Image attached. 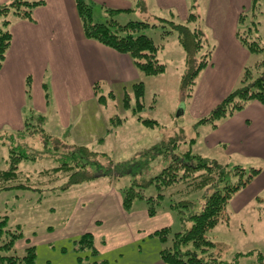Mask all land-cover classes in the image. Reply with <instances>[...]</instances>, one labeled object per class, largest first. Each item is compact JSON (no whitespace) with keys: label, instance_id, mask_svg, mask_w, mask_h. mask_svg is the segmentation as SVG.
<instances>
[{"label":"rangeland","instance_id":"rangeland-1","mask_svg":"<svg viewBox=\"0 0 264 264\" xmlns=\"http://www.w3.org/2000/svg\"><path fill=\"white\" fill-rule=\"evenodd\" d=\"M87 1L94 5L95 21L112 17L122 24L148 21L157 25L146 28L143 33L162 46L158 59L166 65V70L153 77L139 74V80L145 84L142 97H136L132 88L134 83L126 88L104 86L99 90L100 95L108 96L113 90L116 97H109L106 105L99 102V108L93 105L91 109H84L82 119L78 121L79 115L75 119V136L70 137L69 133L64 132L63 135L60 127L52 122L49 126L53 130L49 132L52 140L46 142L44 136L38 133L41 125L36 120L31 121L33 125L25 133L0 123V132H6L3 136L5 142L0 141V171L8 168L10 156L14 155L11 150L34 158L20 163L19 181L11 183L15 187L0 192V222L8 217V228L14 230L21 227L23 237L16 243L17 254L22 256L26 248L35 246L37 264H102L104 261L108 264H154L161 250V242L155 238L147 239L144 235L166 226H170L173 232H180L184 226L179 214L169 210L168 199L163 202L164 207L155 218L148 216L145 200H136L132 211H124L123 189L132 185L133 178L130 174L117 175L123 170L117 165L143 161L148 157L143 162L142 175L137 177L145 183L162 168L161 157L153 159L150 155H144L145 152L163 142L176 140L183 143V149L191 150L209 161L214 160L229 167L263 169L264 172V158L240 151L232 152L231 141H223V134L219 135V132L225 120L218 123V128L202 122L225 98L242 86L243 73L231 90V83L216 77L214 72H207L210 64L201 71L194 93L188 97L182 86L187 68L186 52L180 44L178 31L164 22H186L181 4L168 6L161 0H142V6L140 0H120L124 3L112 2L110 6L107 0ZM184 1L188 13L199 16L197 27L204 33L206 47L212 50L213 64L216 61V44L207 25V0ZM109 10L122 12L112 14ZM13 18L12 15L9 17ZM250 25L252 20L248 17L244 29ZM166 31L172 33L166 35ZM262 58L261 54L252 56L245 68L253 67ZM217 68L218 65L214 69ZM27 91L32 98V81L27 83ZM135 108L138 112L134 114ZM138 117L154 120L157 124L148 126ZM112 118L116 119L114 124L118 123V118L122 123L115 127L111 124ZM104 119L109 121L107 129ZM46 126L42 123V128ZM34 130L36 132L32 133ZM103 137L105 142L100 143L99 139ZM75 144L87 146L98 153L97 161L101 164L89 165L86 172L88 180L77 184L72 183L70 178L75 169L65 173L60 168L64 163L75 160L69 155L67 147ZM56 168L60 171L54 170ZM251 187L233 198L239 196L240 200L230 203L228 222L219 223L207 234L216 245L213 253L220 254L221 264H264V188L259 185ZM144 194L147 197L155 196L157 190L148 186ZM188 197L195 199L193 194ZM85 233L94 236L98 255L94 256L88 250H77L74 241Z\"/></svg>","mask_w":264,"mask_h":264},{"label":"trees","instance_id":"trees-1","mask_svg":"<svg viewBox=\"0 0 264 264\" xmlns=\"http://www.w3.org/2000/svg\"><path fill=\"white\" fill-rule=\"evenodd\" d=\"M263 1L252 0L250 10L244 12L239 21L241 25H244L247 18L250 17L252 25L246 29L241 27L238 32L241 44L252 56L261 54L263 58L253 67L244 69L241 79L242 86L225 98L208 117L202 120V122L211 123L214 128L219 127V122L243 111L253 101L264 106V44L258 35L259 19L263 14ZM75 2L83 32L88 39L97 41L120 54L128 55L140 75L153 77L165 72L166 65L158 59L162 46L155 44L151 37L143 33L146 28L157 27V25H152L148 21H131L122 24L112 17L105 21H95L93 3L87 0H75ZM43 4V1L14 0L10 4L0 6V19H2L0 22V69L5 62L12 41V34L9 30L12 19L9 17L12 15L14 18L32 21L33 10ZM140 5L143 6L142 0H140ZM109 12L118 14L122 11L109 10ZM198 20L199 16L194 13H190L186 22L182 24L162 20L169 23L172 29L178 31L180 44L186 52L187 68L182 78V86L188 97H192L201 71L209 66L212 60V50L206 47L204 33L197 27ZM170 33L172 31L165 32L166 35ZM201 52L202 55L200 56ZM132 88L136 97L144 96L145 84L143 81L139 80L134 83ZM94 89L98 102L102 104L106 105L109 97H116L114 92H110L108 96L100 95V86L98 85ZM139 103L141 104V102ZM136 112L138 111L135 108L134 114ZM138 119L151 127L157 124L154 120L143 119L142 117H138ZM34 120L38 122L39 126L41 125L38 133L44 136L46 142L51 141V136L42 128L45 117L41 115L31 114L27 116L25 130L19 131V133L30 131L28 128L32 124L31 121ZM114 120L116 119H111V124L115 127L122 123L121 119L118 118V123L114 124ZM36 130L32 133H35ZM5 134L6 132H0V141L2 139L5 142L3 139ZM99 142L104 143L105 138H100ZM67 147H69V155L73 156L75 160L60 166L61 171L67 173L75 169V173L70 177L72 183L77 184L88 180L86 176L87 167L89 165L101 166L97 161L99 154L84 145L75 144ZM11 153L14 155L10 156L8 168L0 171V192L15 187L11 183L19 181L21 162L34 159L24 152L18 154L11 150ZM144 155H150V158L153 159L161 157L160 163L162 164L160 172L145 183L140 182L137 177L142 175L143 162L148 157L143 161H128L117 165L123 167V170L117 175L130 174L133 178L132 185L123 189L122 206L124 211H132L136 200H145L148 216L155 218L163 209V202L168 199L169 210L179 214L184 229L180 232H173L170 226H166L144 235L147 239L155 238L161 242L159 255L162 262L165 264H221L220 254L213 253L216 245L207 237V234L215 229L219 223L228 222V207L231 201L239 192L247 188L263 172V169H246L241 166L229 167V165H222L214 160L209 161L198 154H194L191 150L183 149V143L176 140H169L156 145ZM54 170L60 171L58 168ZM20 186L24 187L23 185ZM148 186H153L157 190L155 196H145L144 190ZM189 194H193L195 199H189ZM176 196H182V198L176 199ZM188 224L191 225L186 228ZM22 237L23 233L20 226L14 230L8 228V217L0 222V264H37L35 246L26 248L22 256L17 254L16 243ZM74 244L77 250H88L94 256L98 255L94 236L91 233L83 234L74 241ZM102 264L108 263L104 261Z\"/></svg>","mask_w":264,"mask_h":264},{"label":"crops","instance_id":"crops-1","mask_svg":"<svg viewBox=\"0 0 264 264\" xmlns=\"http://www.w3.org/2000/svg\"><path fill=\"white\" fill-rule=\"evenodd\" d=\"M11 1L0 0V6ZM40 1L44 4L35 8L32 21L14 18L9 25L12 41L0 69V123L22 131L27 116L41 115L45 117L47 134L51 135L49 132L53 130L49 126L54 122L61 133H69L71 137L78 115L79 121L84 109L100 106L95 86H100V90L104 86L126 88L138 82L139 73L128 55L85 36L75 0ZM107 1L110 6L112 2L124 3ZM161 1L168 6L181 4L187 20L189 13L184 0ZM251 5L252 0L206 2L207 25L216 44V61L210 63L212 66L207 72H214L216 77L231 83V90L252 58L238 38L239 29H244L246 24L239 23L240 17ZM258 35L264 42V1ZM216 65L219 68L214 69ZM29 81L34 84L32 98L27 91ZM80 107L82 109L78 110ZM104 120L107 129L109 121ZM221 127L219 135L223 134V141H231L232 152L264 158V106L261 103H249L243 111L225 120ZM257 185L264 188V172L249 186ZM238 197L231 201L232 204ZM154 264L165 263L159 255Z\"/></svg>","mask_w":264,"mask_h":264}]
</instances>
